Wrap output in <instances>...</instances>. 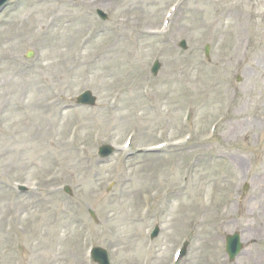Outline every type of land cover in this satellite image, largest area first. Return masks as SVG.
I'll use <instances>...</instances> for the list:
<instances>
[{"label":"rangeland","instance_id":"rangeland-1","mask_svg":"<svg viewBox=\"0 0 264 264\" xmlns=\"http://www.w3.org/2000/svg\"><path fill=\"white\" fill-rule=\"evenodd\" d=\"M87 89L96 105L76 106ZM92 246L111 264H264V0L0 7V264H96Z\"/></svg>","mask_w":264,"mask_h":264},{"label":"water","instance_id":"water-1","mask_svg":"<svg viewBox=\"0 0 264 264\" xmlns=\"http://www.w3.org/2000/svg\"><path fill=\"white\" fill-rule=\"evenodd\" d=\"M4 2L5 0H0V5H2ZM181 46L186 48L187 44L185 40L181 42ZM208 49L209 47L207 48V50ZM160 68H161V63L159 61H156L155 65L153 66V73L158 74ZM79 101L82 103L94 105L96 102V98L92 95L90 91H86L82 96H80ZM113 152H114V148L110 145H103L100 147V150H99L100 155L103 157H108ZM158 231L159 230L157 229V232ZM226 239H227L226 240L227 241L226 250L229 254L230 260L232 261L236 258V256L242 250L243 244L240 241L239 233H235L234 235H228ZM94 258L97 262H99V264H110L107 251L102 248H96L94 250Z\"/></svg>","mask_w":264,"mask_h":264},{"label":"bare ground","instance_id":"bare-ground-1","mask_svg":"<svg viewBox=\"0 0 264 264\" xmlns=\"http://www.w3.org/2000/svg\"><path fill=\"white\" fill-rule=\"evenodd\" d=\"M228 15H229V14H228ZM228 15H227V16H228Z\"/></svg>","mask_w":264,"mask_h":264}]
</instances>
